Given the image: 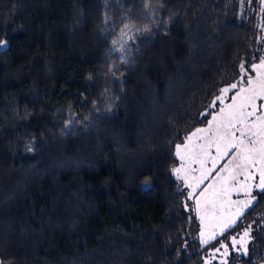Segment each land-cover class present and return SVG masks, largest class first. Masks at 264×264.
Segmentation results:
<instances>
[{
  "label": "trees",
  "instance_id": "16d2710c",
  "mask_svg": "<svg viewBox=\"0 0 264 264\" xmlns=\"http://www.w3.org/2000/svg\"><path fill=\"white\" fill-rule=\"evenodd\" d=\"M163 4L146 18L142 0H0L6 264H203L193 213L171 175L173 144L206 124L201 111L238 78L240 59L263 54L264 12L259 0ZM127 16L141 32L128 41L131 63L119 64L121 85L107 74L121 53L109 49ZM261 214L264 198L244 224ZM253 228L255 248L230 264L264 260V235Z\"/></svg>",
  "mask_w": 264,
  "mask_h": 264
},
{
  "label": "snow or ice",
  "instance_id": "6c2138e0",
  "mask_svg": "<svg viewBox=\"0 0 264 264\" xmlns=\"http://www.w3.org/2000/svg\"><path fill=\"white\" fill-rule=\"evenodd\" d=\"M245 3L251 4L252 0H240L241 7ZM259 3L264 12V0ZM142 4L146 18L164 7L163 0H142ZM107 16L106 12L105 24L109 23ZM120 22L119 36L112 39L109 52H120L121 55L117 58L118 63L109 65L107 74L113 80H120L122 85L121 77L126 69L119 64L131 63L127 54L133 47L128 41L137 38L141 29L136 27L133 16L122 17ZM149 23L162 21L149 20ZM114 30L115 22H112L105 32ZM143 31L151 33L152 29L145 24ZM5 44L6 41L0 40V48ZM236 67L238 78L222 82L200 113L204 118L210 116L204 120L207 126L196 127L173 144V155L180 164L171 168V175L182 181L178 191L181 187L188 190L183 207L194 214L188 218L189 224L193 218L199 221L203 264H212L214 260L218 264H230V257H247L249 245L255 248L253 225H257L256 230L264 235V214L244 224L264 198V54L251 59L241 58ZM73 122L74 116L65 122V129ZM24 148L27 152L35 151V141L29 140ZM142 187L150 189L152 185L145 179ZM253 190L257 195H253ZM233 194L237 199H232ZM241 195L243 199H239ZM241 224H244L242 228ZM183 247H189L187 241ZM0 264H6V261L0 258Z\"/></svg>",
  "mask_w": 264,
  "mask_h": 264
},
{
  "label": "rangeland",
  "instance_id": "374dc122",
  "mask_svg": "<svg viewBox=\"0 0 264 264\" xmlns=\"http://www.w3.org/2000/svg\"><path fill=\"white\" fill-rule=\"evenodd\" d=\"M263 26L260 28V34H259V36H260V39L261 38H264V18H263ZM263 40V47H264V39H262ZM263 54H264V51H263ZM208 119H210V116L208 117ZM207 125L206 124H204V125H199V126H197V127H206ZM195 129H193L192 131H194ZM191 132V131H190ZM189 132V133H190ZM178 159V158H177ZM179 164H180V161L178 160V165L177 166H179ZM181 182V185L180 186H182V181H180ZM182 188V187H181ZM183 190H184V192H185V194L187 193V189L186 188H182ZM253 195H257V192H256V190H253ZM244 197H243V195H241L240 197H239V199H243ZM232 199L233 200H235V199H237V196H236V194H233V196H232ZM186 202V201H185ZM187 203H189V204H191L192 202L191 201H187ZM193 216H194V214H193ZM194 222L196 223V227H195V235H196V237H198L199 238V227H200V225H199V221H198V219H195L194 218ZM222 238V237H221ZM212 264H218V261L217 260H214L213 262H212ZM259 264H264V260L261 262V263H259Z\"/></svg>",
  "mask_w": 264,
  "mask_h": 264
}]
</instances>
